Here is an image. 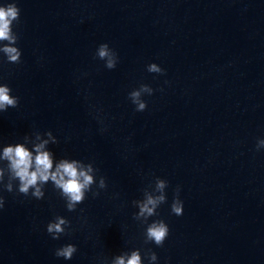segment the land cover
Returning <instances> with one entry per match:
<instances>
[{
	"label": "clouds",
	"instance_id": "1",
	"mask_svg": "<svg viewBox=\"0 0 264 264\" xmlns=\"http://www.w3.org/2000/svg\"><path fill=\"white\" fill-rule=\"evenodd\" d=\"M20 18V9L15 2L0 5V52L4 53L9 63H20L21 51L18 47L11 45L17 44L18 35L13 31L14 22H18ZM96 58L105 62V67L114 69L116 67L118 57L107 43H102L98 46ZM147 71L150 73L163 74L164 70L156 63H151L147 66ZM11 88L7 84H0V112L7 111L8 108L18 106L19 99L11 95ZM153 89L147 84H141L139 88L132 90L128 95L131 102L136 106V111L142 112L146 110L147 103L142 99L144 94L152 95ZM49 139L55 144L57 143L49 131L47 133ZM39 139V135H37ZM48 140L33 145V151H30L24 143H16L14 146L9 145L3 148L0 160L7 162L9 175L5 182L4 171L0 168V187L11 193L18 191L19 194L28 196L31 194L36 199H42L45 195L44 185L49 181L52 182L55 189L60 191L61 196L66 200V207L69 211H74L76 205L84 201L86 193L91 191L92 185L96 183L93 176V167L91 164H84L73 159L69 162L68 159H62L56 164L53 170V158L49 151H45V145ZM264 145V139L257 142V148ZM17 182L14 187L13 182ZM98 187L103 189L106 187L104 177L99 178ZM167 187V181L161 178L155 180V191L160 192V195L154 196L151 192L145 191V199L139 204V216L148 217L157 215V208L166 202V195L163 190ZM179 189H177V197L171 204V211L179 216L183 214V202L178 197ZM93 195H99L94 192ZM4 207V198L0 196V209ZM69 221L62 216H57L48 223L47 232L53 239H59L65 233V226L69 225ZM169 227L163 220H155L148 224L145 237L148 242H154L157 246H162L165 239L168 237ZM77 251L76 246L72 244L64 245L55 251L57 257H63L69 260ZM150 261H156L157 256L149 250ZM114 264H141V256L139 251L132 252L131 256L125 260L123 256L117 257Z\"/></svg>",
	"mask_w": 264,
	"mask_h": 264
}]
</instances>
